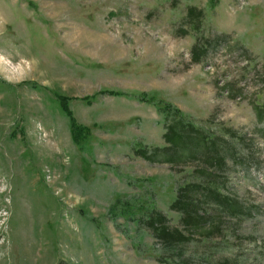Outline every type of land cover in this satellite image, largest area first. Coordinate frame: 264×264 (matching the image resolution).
I'll list each match as a JSON object with an SVG mask.
<instances>
[{"label": "rangeland", "instance_id": "1", "mask_svg": "<svg viewBox=\"0 0 264 264\" xmlns=\"http://www.w3.org/2000/svg\"><path fill=\"white\" fill-rule=\"evenodd\" d=\"M109 90L171 103L224 165L137 154L168 145L163 115ZM212 185L242 211L207 198ZM187 189L206 218L195 229L170 207ZM118 198L188 239L161 241ZM184 262L264 264V0H0V264Z\"/></svg>", "mask_w": 264, "mask_h": 264}, {"label": "trees", "instance_id": "2", "mask_svg": "<svg viewBox=\"0 0 264 264\" xmlns=\"http://www.w3.org/2000/svg\"><path fill=\"white\" fill-rule=\"evenodd\" d=\"M187 15L189 17H197L201 15V11H197L195 7L187 8ZM197 20V19H196ZM185 32V31H183ZM199 53L195 51L193 59L198 60ZM116 97H128L134 98L140 102L151 104L155 106L163 115L164 120V133L163 139L166 147L162 149L154 148L153 156L147 154V149L143 146H138L134 149L137 154H140L144 158L155 160L154 156H157L160 161H166L170 163H181L182 160L198 158V154L203 155L206 163L215 164L217 166H223L225 163V157L227 156L225 149L215 139H208L205 134L197 128L194 123L188 119V117L177 107H174L171 103L165 102L156 98L152 94L147 93H126L122 91H103ZM95 99V96L85 97V102L91 103ZM58 102L63 113L68 117L70 132L75 144L83 148L88 146L91 138L90 129L84 125L79 124L72 111L69 108V99L64 96H58ZM258 113L261 112V107L257 108ZM189 188V187H187ZM207 190V198H211L217 202L220 207H223L231 213L242 211L239 205L236 204L234 199L223 195L218 191L216 186H213ZM183 191L181 196L176 197L170 207L177 209L181 212L183 222L185 226L191 229H195L206 218L198 215V202L194 201V192ZM111 207L119 210V214L127 219H131L136 222H143L149 228L152 229L154 235L161 241L167 244H175L181 240L188 239V236L183 235L177 228H170L166 225V217L160 211H157L154 206L151 208H143L140 204L130 201H122L116 199ZM144 213L147 217H144ZM117 214V213H115ZM144 217V218H143ZM183 264H187L184 262Z\"/></svg>", "mask_w": 264, "mask_h": 264}]
</instances>
